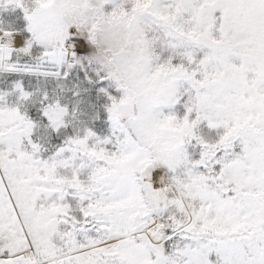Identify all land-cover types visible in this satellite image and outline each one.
<instances>
[{
    "label": "rangeland",
    "instance_id": "374dc122",
    "mask_svg": "<svg viewBox=\"0 0 264 264\" xmlns=\"http://www.w3.org/2000/svg\"><path fill=\"white\" fill-rule=\"evenodd\" d=\"M12 1L19 6V13L26 14L27 29L34 37L50 38L39 39L45 44H51L56 34L60 36L59 30L65 35L70 27L84 34L85 44L79 48H63L57 42L54 53H59V62L64 66L75 62L80 54H95L102 64L114 66L113 71L121 78L128 77V85L136 92L116 104V113L129 112L128 101L135 99V118L127 123L125 118L123 124L144 145H151L153 155L148 161L147 150L138 151L117 140L118 147L111 155L104 152L113 176L102 178L105 167L95 163L103 154H81L83 148H88L89 139L98 141L90 132L83 138H72L42 158L31 137L34 126L25 121L15 105L31 103L32 97L18 85L17 90L11 86L0 91V248L4 249L0 264H103L95 259L97 250L130 241L134 235L127 232L129 213L114 218L124 219L125 228L106 230L94 224L93 219L99 215L85 203L96 204L103 212L112 206L139 203L138 194L132 191L131 173L128 174L138 166L141 168L136 170V178L145 191L143 200L149 214L136 225H154L168 207L164 190L172 188L163 168L178 177L180 186L174 185L178 194L174 203L184 206L188 213L190 243L177 251L169 263L162 264H264V0H142L137 4L141 9L137 13L142 15L123 23L127 25L125 45L121 43L125 28L116 25V31L108 32L104 27L108 16L101 13L104 5L120 0ZM3 3L5 6L8 2L0 0ZM150 27L159 31L163 45L175 51L190 44L191 52L184 49L180 58L185 56L198 68L187 73L176 64L151 67L150 61L154 65L158 58L151 49L148 51L142 37ZM21 33L0 31V78L14 73L9 57L25 45ZM10 35H19V44H14L18 39L10 41ZM91 36L99 46L91 42ZM131 54L139 59L138 63ZM185 90L190 110L186 108L184 116L173 120L158 112L163 105H174ZM10 99L15 101L9 103ZM192 111L194 118L206 121L209 131L222 134L221 149L204 146L206 142L201 138L199 156L193 160L185 150L167 148V139L158 138L179 129L183 131L176 134L178 137L194 134V125L187 117ZM61 113L62 108L55 106L47 115L50 121L55 116L61 122ZM118 133L108 139L110 144L115 137L125 135L124 131ZM189 147L193 151L192 142ZM239 148L241 153L237 152ZM220 151L227 158L219 161L215 156ZM158 172L164 183H155ZM66 199L78 204L73 208H90L93 219L84 218L81 210L69 214L71 200ZM102 217L105 224L107 214ZM117 233L121 238L108 242ZM31 250L37 260L28 257ZM110 252H115L113 246ZM130 259V264L147 262L142 251L134 252Z\"/></svg>",
    "mask_w": 264,
    "mask_h": 264
},
{
    "label": "trees",
    "instance_id": "16d2710c",
    "mask_svg": "<svg viewBox=\"0 0 264 264\" xmlns=\"http://www.w3.org/2000/svg\"><path fill=\"white\" fill-rule=\"evenodd\" d=\"M141 1L142 0H120L117 4L110 3L109 5H104L103 11L101 12L104 17L108 16L106 24L104 25L108 32L116 31V29H118L115 27L116 25L122 26L123 29L125 28V30H123L125 39L121 42L124 45L127 41V25H123V23L127 22L130 18L133 19L138 15H142L141 13H137L141 12V9H138L137 6V4L142 3ZM6 2L8 3L5 6V3L0 4V29L21 31L25 38V45L22 49L11 53L9 63L12 65L14 73L2 75L3 77L0 78V87L3 89L0 88V91L5 92L4 89H8L11 86H14L15 90H17L15 86L18 85L32 97L31 103H27L26 101L19 103L16 101L17 103L15 105L25 117V121L30 122L34 126L31 137L39 150H41V157H48V154L55 148L65 146L72 138L76 136L83 138L91 132L94 136L96 135L98 141H95V138L92 140L89 139L88 148H83L81 154L83 156L95 152L103 154V157L98 155L100 162L96 161L95 163L99 167H105V171L102 172L104 177L102 178L108 179L109 176H113V172H110V165L104 156V152L113 153L119 144V142H117L116 145L117 140H120L122 145L135 148L138 151L147 150L149 152L147 156L148 161H151L153 155L152 149L150 148L151 145H144V143L136 137L134 131L132 133L129 126L123 124L125 118L126 123L128 121L132 122L134 120H132V118H135L132 111L135 107V99L131 98V100L128 101V107H130L129 112H125L122 115L116 113V106L122 104V100L124 102L128 95L133 96L136 92L128 85V77L127 80H125V77L121 78V76L117 74V71H113L114 66L104 65L100 62L98 56L88 53L76 56V61L70 64L65 71L63 63L61 64V62H59V53H54L55 49L58 48L57 40H55L56 37L54 39L52 38L53 41L51 44H45L41 41H46L50 38L34 37V33L27 29L28 18L26 14L21 11L19 13V6L12 0H6ZM19 4L27 8L24 1H20ZM6 6H8V8L3 9ZM36 6V3H33L32 7L35 8ZM158 32L159 31L155 28L150 27L145 33H142V37L146 39H144V44L146 47H149L148 51L151 49L153 52L152 54L158 58L154 65H152V60L150 61L151 67L162 68L161 66L163 65L176 64L187 73L195 67L198 68L192 62L186 60L185 56L180 58L181 53H184V49L185 52L187 50H189V53L191 52L190 44L185 46L182 50L176 49L175 51L163 45L164 42L161 39L162 37L157 35ZM110 36H114L112 32H110ZM91 42L99 46L98 41L92 36ZM123 44L119 45V50L124 46ZM99 50L100 52L102 51L101 49ZM104 54L105 53H103V55ZM144 54L146 55L147 53ZM131 57L132 60L139 62V59L134 58L133 54H131ZM123 68L126 69V71L128 69L127 67ZM133 69L135 70L136 66L133 67ZM150 72L153 74L155 70ZM55 73H60L62 76H50ZM136 73L137 72L134 71V75H136ZM13 100L14 99H10L9 103ZM188 101L189 97L185 90L182 94L178 95L174 105H163L159 107L158 112L170 119L177 120L179 117L181 118V116L186 114V108H189ZM55 106L62 108L61 114L64 116L61 118V122H59V117L53 116L54 119H51V121L48 118L47 112ZM188 110H190V108ZM187 117L188 121H190L189 124L194 125V134L192 133L188 138H184V134L178 137L176 134L183 131L179 129L175 134L173 133L174 135L169 133L160 135L158 137L159 139H167V148L174 147L177 149L180 147L187 152L188 156H190L189 158L192 160L199 156V150L202 144L199 143L201 138L206 142L204 146L209 144V147L213 149L215 146H218V149L222 148L220 144V136L222 134L216 131H209L206 121H200L194 118L193 111L188 112ZM118 131H124L125 135L115 137L112 144H110L108 139L112 138V136H117L119 134ZM155 139L154 143L158 141ZM191 142L194 152L189 147ZM204 146L202 149H204ZM158 152L160 155L164 154L161 151ZM237 152L241 153V149H237ZM221 153L220 151L215 156L219 161L221 158H227L225 154L221 155ZM155 157H157V155ZM145 165L146 162H143L142 166ZM138 167L132 169L128 174L131 173L132 191L138 194L139 203H131L118 207L112 206L109 207V209L107 208L106 212L100 210V207L98 208L96 204L91 205L85 203L87 206L90 205L91 208L97 211L99 218L95 220L91 216L90 208L80 209V211L77 208H73L74 206L78 207V204L73 202V200H65H71L69 204V214L74 215L80 211V214H82L84 218H92L96 226H102V228L106 230L112 229L113 227L125 228V226H123L125 225L123 223L125 221L124 219L116 221L114 218L128 211L129 218L125 222H127L130 227L127 232L133 233L134 235L130 241L123 240L122 243L119 241L115 245H112L115 252H110V248H112L111 245H107L109 246L108 248H106V246L105 248L97 250L95 259L103 264H130V257L136 251H142L146 254V264L169 263V259L174 258V254L177 251H181L185 247V244L190 243L191 236H188L186 228L187 210L184 206L179 207L174 203V199L178 197V194L173 183L179 185L177 181L178 177L171 175L166 168H163L164 175L167 181L170 182V187L172 188L164 190V197L168 202V207L159 215L154 225H136L138 224L137 221L140 222L139 219H145L149 214L147 210L149 206H147L146 201L143 200L145 191H143L136 178V170L141 168ZM97 170L100 171V168H97ZM179 170L182 171L183 169L179 167ZM87 176L88 174L86 177ZM114 188L117 189L116 185ZM182 190L184 189L182 188ZM89 192H91V190H89ZM95 194H97V192ZM85 204L81 206H85ZM103 213L107 214L108 221H111L110 225L108 221L103 224ZM190 224L191 223H189V225ZM73 228L75 229V227ZM121 236L122 235L118 233L112 235L108 239V242L115 241L121 238ZM166 237L168 238L165 239ZM102 242L106 243L107 241ZM89 247H92V245L88 246V248ZM2 251H4V249L0 248V253H2Z\"/></svg>",
    "mask_w": 264,
    "mask_h": 264
},
{
    "label": "bare ground",
    "instance_id": "6f19581e",
    "mask_svg": "<svg viewBox=\"0 0 264 264\" xmlns=\"http://www.w3.org/2000/svg\"><path fill=\"white\" fill-rule=\"evenodd\" d=\"M59 35H55L57 42L64 45L63 48H79L85 44L84 34L76 29V27H70L66 32L65 35L62 34V30H59ZM67 46V47H65ZM163 176L161 172H158L155 176V183H164ZM28 254V253H27Z\"/></svg>",
    "mask_w": 264,
    "mask_h": 264
},
{
    "label": "built area",
    "instance_id": "2783aa9c",
    "mask_svg": "<svg viewBox=\"0 0 264 264\" xmlns=\"http://www.w3.org/2000/svg\"><path fill=\"white\" fill-rule=\"evenodd\" d=\"M19 35H10V41H12V39H18V41H16L14 44L18 43L19 42ZM14 44H12V46H15ZM19 44V43H18ZM17 44V45H18Z\"/></svg>",
    "mask_w": 264,
    "mask_h": 264
},
{
    "label": "flooded vegetation",
    "instance_id": "af4514ba",
    "mask_svg": "<svg viewBox=\"0 0 264 264\" xmlns=\"http://www.w3.org/2000/svg\"><path fill=\"white\" fill-rule=\"evenodd\" d=\"M259 122V121H258ZM259 140H262V139H259ZM262 143H263V141H262ZM261 146V145H260Z\"/></svg>",
    "mask_w": 264,
    "mask_h": 264
}]
</instances>
